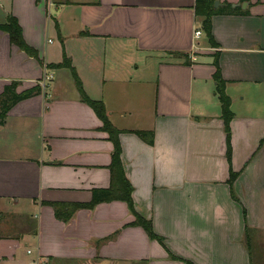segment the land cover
<instances>
[{"label":"crops","instance_id":"1","mask_svg":"<svg viewBox=\"0 0 264 264\" xmlns=\"http://www.w3.org/2000/svg\"><path fill=\"white\" fill-rule=\"evenodd\" d=\"M214 1L241 10L212 17L216 45L196 0H0V25L15 17L37 56L0 30V97L41 89L0 120V264H251L246 231H264V0ZM65 56L121 131L135 211L165 248L124 201L57 218L55 205L111 188L114 152L71 69L51 68ZM216 59L234 114L233 186Z\"/></svg>","mask_w":264,"mask_h":264},{"label":"trees","instance_id":"2","mask_svg":"<svg viewBox=\"0 0 264 264\" xmlns=\"http://www.w3.org/2000/svg\"><path fill=\"white\" fill-rule=\"evenodd\" d=\"M214 0H196V14L198 17L202 18V31L207 36L208 40L211 41L212 45H216L214 42V38L212 35V24L211 19L214 15H230L236 14L241 11L240 8H232L230 4H225L223 7L215 8ZM242 14H248V11H243ZM0 30L6 32L10 36L11 43L19 47L21 50L25 51L30 55L36 56L35 50L30 48L24 41L22 35V29L15 17H10L6 24L0 25ZM185 58V63H189V58L187 55H182ZM216 67V72L214 74V80L216 82L217 94L219 96V101L222 106V115L221 118L224 123V129L227 134V159L230 164V178L229 184L233 186L235 180L239 177V173H235L232 171L231 167V158H232V148H231V121L234 118V114L231 111V99L226 94L225 86L226 81L222 78L221 70L218 64V59L215 60L214 63ZM51 68H60L66 67L70 68L71 72L74 76L77 88L79 90L81 99L83 102L87 103L97 114L99 119L103 123L102 130L109 135V139L113 142L114 152L112 154V162L110 165L111 175H112V185L108 190H95L93 192V200L90 204L87 205H72V206H64V205H55L56 216L62 220H68L72 214L80 209V208H88L92 209L95 205L101 202H110L113 200H120L127 203L129 210L135 217L133 226H139L143 228L148 235V237L160 243L164 248V239L158 236L153 229V224L151 221L146 220L142 216H140L134 208L133 203V187L130 182L127 180L121 160L122 147L119 140V136L121 131L117 129L108 119V114L104 104L101 101H92L86 92L83 89L82 82L79 79L74 68L71 67V62L68 58H64L62 63L50 65ZM41 92L40 87H36L29 91H26L22 94H18L13 85L7 86L3 95L0 97V120L5 119L8 111L17 103L26 100L36 94ZM132 133L136 134L140 139L146 142L148 145H154L155 142V134L153 131H133ZM264 144V139L260 142V147ZM249 230V229H247ZM246 240L247 247L249 248V253L251 256V238L248 232H246Z\"/></svg>","mask_w":264,"mask_h":264},{"label":"rangeland","instance_id":"3","mask_svg":"<svg viewBox=\"0 0 264 264\" xmlns=\"http://www.w3.org/2000/svg\"><path fill=\"white\" fill-rule=\"evenodd\" d=\"M246 232L251 238V264H264V231L255 232L249 229Z\"/></svg>","mask_w":264,"mask_h":264},{"label":"built area","instance_id":"4","mask_svg":"<svg viewBox=\"0 0 264 264\" xmlns=\"http://www.w3.org/2000/svg\"><path fill=\"white\" fill-rule=\"evenodd\" d=\"M199 34H200V32H199V31H197V32H196V36L198 37V36H199ZM49 77H50V76H49Z\"/></svg>","mask_w":264,"mask_h":264},{"label":"water","instance_id":"5","mask_svg":"<svg viewBox=\"0 0 264 264\" xmlns=\"http://www.w3.org/2000/svg\"><path fill=\"white\" fill-rule=\"evenodd\" d=\"M218 5H219V3H218V2H216L215 6H218Z\"/></svg>","mask_w":264,"mask_h":264}]
</instances>
